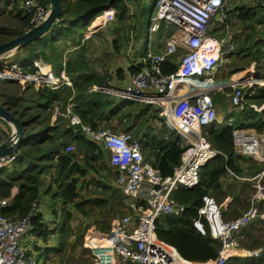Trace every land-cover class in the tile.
I'll use <instances>...</instances> for the list:
<instances>
[{
  "label": "built area",
  "instance_id": "1",
  "mask_svg": "<svg viewBox=\"0 0 264 264\" xmlns=\"http://www.w3.org/2000/svg\"><path fill=\"white\" fill-rule=\"evenodd\" d=\"M5 3H18L24 15L29 16L31 27L42 24L50 13V5L45 0H0V4ZM262 3L264 4V0ZM237 4L239 0H156L148 27L146 50L141 56L134 58V64L140 67L139 70L134 72L128 69V81L121 87L93 86L89 90L160 108V115L164 116L171 129L184 141H188V147L181 157L182 163L174 168L172 176L164 178L160 175L143 154L140 140L131 131L115 132L106 127L93 128L72 113V103L67 105L64 116L70 120V124L78 126L86 139L103 147L108 153V164L115 174L113 183L124 196L125 213L111 223L110 232H97L90 236L98 241H107L102 248L104 259L93 251L98 264H113L111 258H116L117 264H227L233 257L260 259L264 255V243L245 246L246 229L255 222L264 221V209L260 206L264 201V184L261 183L251 196L250 207L229 220L224 217L221 203L211 195L202 196L197 216L192 222L200 234L219 241L220 247L214 260L205 263L189 262L179 254L176 247L159 240L156 234L157 220L180 215L187 208L173 197L174 191L180 186L188 190L195 188L200 181L201 169L219 152L201 137L204 127L219 122L214 91L203 90L181 96L184 84L177 82L192 79L215 82L214 76L224 58H228L236 49L231 27L240 21L239 14L233 11V6ZM96 15L94 20L98 25H104L115 20L116 10L106 8ZM260 21L254 24L257 32L264 31V23ZM155 33L161 35L157 40L152 39ZM90 35L92 32L88 37ZM161 37H164L163 40ZM170 61L177 64V69L170 75L164 74L161 64ZM29 63L31 61L18 62L8 68H0V82H34L36 89L72 86L64 71L60 76L55 75L51 69L44 72L38 66V61L34 62L37 68L35 73L23 71L21 67ZM240 82H226L232 88V111L243 108L245 98L254 94L245 93L246 85H241ZM172 122L191 128L198 127L199 137L208 143V147L204 150L197 149ZM225 126L232 130L235 154L264 163V128L256 131L241 127L235 124L232 116L226 120ZM6 138L4 137V141ZM74 150L73 144L66 148L67 152ZM205 151H209L210 155L200 164L199 157ZM17 155L14 152L1 157L0 169L9 167ZM263 174L264 171L259 174L260 178ZM228 175L235 174L228 171ZM42 200L36 199L24 217L12 218L0 213V264H41L34 253H29L22 240L31 234L32 219ZM9 205L8 197H0V211ZM107 250L111 258L106 253Z\"/></svg>",
  "mask_w": 264,
  "mask_h": 264
},
{
  "label": "trees",
  "instance_id": "2",
  "mask_svg": "<svg viewBox=\"0 0 264 264\" xmlns=\"http://www.w3.org/2000/svg\"><path fill=\"white\" fill-rule=\"evenodd\" d=\"M45 3L49 4V0H45ZM8 5V3L0 4V15L10 16L14 25H0V44L31 29L29 16L24 15L19 4H12L9 10ZM60 7V21L53 26V29L29 45L21 47L19 50L23 52L17 56L23 61L34 62L41 59L46 64H50L53 73L58 76L64 70L71 79L73 87L63 85L58 89L48 87L36 89L31 84L23 88L17 81L0 82L2 85L0 103L21 120L24 136L23 142L16 151L18 154L16 160L9 167L0 169V197H10L11 190L14 187L18 188V193L11 199L10 205L2 209L0 213L12 218L24 217L36 199H43L46 196L52 201L61 203L63 207L59 214L63 218L62 236L59 237L58 245L49 247L48 252L60 251L72 236L79 237L82 244L86 231L77 236L78 232L73 229L72 223L75 221V213L83 217L90 214V210L85 208L86 204L92 202L98 207H108L109 210L116 208L119 215L124 214L125 207L124 196L110 183L97 181V185L102 184L103 188L98 185L102 191L98 194L92 192L90 195L94 197L90 199L83 197L81 182L88 173L97 171L98 161L106 160V151L103 147L86 139L79 127L71 125L68 118L58 114L56 120L52 122L57 104L61 107L60 111L64 112L71 101L74 104L73 114L79 116L84 124L91 125L93 128L99 127L101 121L117 113L125 118L131 117L134 120L133 125L127 127L126 131L132 128L137 130L136 135L142 144L143 154H146L145 157L164 178L172 176L174 168L182 163V154L188 147L183 144L182 137L178 136L175 130H172L171 135H167L164 129L154 132L155 127L149 122L158 118V110L153 108L152 104L145 103V106H137L138 103L134 101L116 99L104 92H90L93 85L109 88L110 85L105 82L107 76L98 77L94 74V71L85 64L82 53H72L65 60L66 46L58 43L63 42L69 33H77L76 28L81 26L80 20L83 16L88 17V23L85 26H89L94 21L97 10L114 8L118 23L126 25L135 18V14L129 9L130 3L126 0H61ZM254 9L242 8L239 14L240 19L245 22L261 20L264 23V13L257 14ZM143 13L144 8H140L141 19ZM72 44L81 50L80 40ZM244 45L238 48L239 54L249 56L250 62H264V31L250 37ZM23 66L31 72L36 70L32 63ZM47 67L43 68L44 72H47ZM139 68L138 65L133 64L126 69H119V78H126L127 69L136 72ZM161 69L164 74L170 75L176 71L177 64L171 61L165 62L161 64ZM244 76V73L236 74L233 81ZM245 78L250 84L264 83V80L258 78ZM200 84L205 83L200 81L189 83L190 86ZM246 99L248 107L243 110L238 109L240 111L233 114L236 116L235 121L241 127L261 131L264 128V109L256 111L252 105L259 107L263 104L264 86L258 93L247 96ZM254 117H258L255 122ZM138 122L140 124L137 126ZM144 125H149L147 130H143ZM218 125L220 123L214 122L202 129L204 139L219 152L201 169L199 184L190 190L180 186L173 193V197L187 207L186 210L180 215L166 216L156 221L158 239L176 247L179 254L189 262L205 263L214 260L220 247L218 240L203 236L193 227L192 220L197 216L202 196H214V193L220 192L221 178L225 177L228 171L250 177L258 176L264 171V163L235 154L232 130L225 125L219 128ZM72 143L78 145L77 150L67 152L66 148ZM260 206L263 208L262 205ZM93 225H96L97 229L103 233H109L111 229V223L106 221L93 223ZM56 231L57 229H50L48 223H44L40 213L37 212L33 217L32 232L34 234L47 238L50 234L55 235ZM94 231L95 228L91 227L87 231L86 238ZM239 259L241 258L233 257L228 261L238 262Z\"/></svg>",
  "mask_w": 264,
  "mask_h": 264
},
{
  "label": "rangeland",
  "instance_id": "3",
  "mask_svg": "<svg viewBox=\"0 0 264 264\" xmlns=\"http://www.w3.org/2000/svg\"><path fill=\"white\" fill-rule=\"evenodd\" d=\"M126 1L128 3H130L129 9L131 10V13L135 14V18L133 20H131L130 22H128L126 25L125 24H119L116 17H115L114 21L104 24L105 29H111V31H112L115 28H117V30H119V31L115 30L117 32L116 33L114 32L116 35L114 34L112 39H114V37H116V39L118 40V44H119L120 48L114 49V48H112L111 42L108 44L109 45L108 50H110L111 53H115V55H114L115 57L113 56L112 63H114V67L115 68L117 67V69H118V66H121V69L122 68L126 69V67H129V63H134L133 57H138L137 55L141 56L145 52L146 40L148 39V33H149L148 27H149L150 20L152 18V13L154 12L153 6L156 2V0H126ZM261 1L262 0H260V2ZM10 8H11V4L8 5L7 9L9 10ZM140 8L141 9L144 8V13H143L142 19L139 16ZM0 14H1V10H0ZM98 14H99L98 16H100V13H98ZM260 22H262V21H260ZM87 23H88V17L83 16V18L80 20L81 26H77V28H76L77 33L76 34L69 33L67 38L63 42L59 41L58 43H61L62 46H64V47L66 46L65 47L66 49L71 48L73 46L72 43L74 41L76 42L78 40H80V41L85 40V42L87 43V41L91 40L92 39L91 37L93 36V34H92V35H90V37H88L90 32L96 31L98 33L101 30V28H96L98 25L97 21L94 20L89 26H85ZM255 23H256V20H254V22H250V27H248L250 29L249 32H248L247 27L244 28L242 25L239 27L240 31L237 29L238 27H236V30L238 32H237V34H234L232 37L235 36V42L237 44V48L234 50V53L232 55H229L228 58H224V61L222 62V64L220 65L219 69L217 70V72L214 76L215 84H214V82L208 83L207 79H200V82L205 83V84H203V85L200 84L198 86L187 85L186 89L184 90V87H183L182 90L180 91V93H182L183 96L192 95V93L202 91L201 89H199L201 87L210 89V88H213L217 84L218 85L221 84V86H225V87H222V88L214 87L213 91L214 92L217 91L216 93L218 94V93H221L220 91L222 89V91L224 90L226 94H230L232 91V88H230V87L227 88L228 83H226V82H228V79L234 77V75H236V74L244 72L245 73L244 77H252L253 79L264 78V62H261V61H260V63L250 62L251 59L249 58V56H246V55L244 56V55L239 54V49H238L240 47H244L245 42H247L250 37H254L255 34L258 33V32L256 33L255 28L253 29V27H251V26H254ZM0 25L11 26V25H14V21L7 14H5L3 16L0 15ZM119 26H121V27H119ZM165 35H167V34H165ZM160 36L161 35L159 33H155L152 36V39L157 40ZM87 37L89 40H87ZM163 38L164 37H161V40H163ZM87 50L85 51L87 53V57L90 60H92L93 63H95L96 60L99 61V67H96L95 69H93L94 74L105 75L107 73L106 69H107V65H109L108 64L109 59L106 58L104 51L102 50L101 54H97L95 48L92 46H89L87 48ZM91 50H95V53H92V52L89 53V51H91ZM73 51H74L73 53L77 54V53H79L80 50L78 49V50H73ZM22 52H23V50H21V52H20L19 49H14V50H11L10 52L4 54L3 57H0V68H8L12 64L18 63V62H23V63L28 62V61H23L20 57L17 56L19 53H22ZM90 54L91 55L94 54L95 57L92 58L91 56H89ZM84 55H85V53H84ZM5 57H7V58H5ZM40 61L42 63H40ZM38 62H39L38 66L44 71L43 68H45V66L47 67V64L44 63L41 59H39ZM25 65H31V64L29 63V64H25ZM21 68L25 72H31L30 69L26 68V66H22ZM117 69H116V71H117ZM36 70H37V68H36ZM36 70L33 73H35ZM47 70L49 71L48 67H47ZM116 71H115V74H116ZM245 79H247V78H245ZM240 81L241 80L236 81V82L238 83ZM234 82H235V80H234ZM206 83H208V84H206ZM224 83H226V84H224ZM18 84L21 85V87H23V88L25 86H27V84L34 85V87H35L34 82H28V83H19L18 82ZM239 84L246 85V87L244 88V91H245V93H248V94H250V92H253V93L257 92L258 93L260 88L264 86V83L263 84L262 83L245 84V83H243V80ZM1 87H2V85H0V88ZM214 96L217 97V95L215 93H214ZM250 96L251 95H249V97ZM136 103H138L137 106H145V103H140V102H136ZM153 108H157V107L155 105H153ZM60 109H61V107H59L57 104L54 110L62 112V111H60ZM157 110H158L157 111L158 112V118L154 119L152 122H149L150 125L156 126L155 129H157V130H159L158 126L159 127L162 126V129L167 131V135L168 134L171 135L173 129H171V126H169L166 123V120L164 118H162V116L160 115V111H161L160 108H158ZM220 110L222 112V115L225 117L227 114V109L225 108V105L221 106V104H217L218 113L220 112ZM235 112H237V111H235ZM232 118L234 119V121L236 120V116L233 115ZM257 118L258 117H254V122L257 121ZM132 121L134 122V120L131 119V117L125 118L124 116H121V119L119 122H115L112 125L109 124L108 126H105V127L111 128L115 132H118L116 130L123 131L124 129H126L130 125H133ZM140 123H141V121H140ZM140 123L138 122V124L136 123V125L138 126ZM171 124L177 126L179 129V124L176 125V123H173V122ZM235 124L239 125L237 121H235ZM9 125L10 124L5 122L4 120L0 121V135L2 133H3V135H6L7 132H9L10 127H12L11 125L9 127ZM114 127L117 129H115ZM144 127H145V129H143V130H147L149 125H146V126L144 125ZM185 127H187V125H185ZM218 127L219 128L223 127V124L220 123V125H218ZM2 128H3V130H2ZM180 129H181V127H180ZM130 131L133 134V136L135 138H137V135H136L137 130L134 128ZM181 131H182V129H181ZM182 132H183L182 134L184 136H186L190 139L191 143H194L197 146V149L200 150V149H202L201 145H203V144L205 145L206 142L204 140H202L203 136L201 135L202 139L199 137V130H193V132H190L189 130H184ZM174 135H176V134H174ZM187 143H188L187 140L186 141L183 140L184 145ZM74 146H75V150H77L78 145L74 144ZM145 156H146V154H145ZM253 161H255V160H253ZM247 165H248V163L246 164V166ZM96 169H97V171H95V172L91 171L90 173H88L87 176L81 182V184L83 186V194L85 196L90 195L92 192H95L96 194H98L102 191V189H100V187H102V184L101 185L98 184L100 186V187H98V185L96 183L97 181L102 182V183H109L110 180L115 179V174L112 171V169L109 167V164H108V153L107 152H106V160L105 161H102V160L98 161V163L96 164ZM260 183L264 184V178H262V180H261V178H258V179H253L251 181L237 180V182H234V181L231 182L228 191L233 192V193H237V191H239L242 195V198L245 196L246 200H248L247 202L245 200L242 202V200L240 198L241 201L239 203H237V208L239 206V208L242 210V213L250 207L249 206L250 198L253 194L256 193L257 187H258V185H260ZM211 196L215 200H217V197H214L213 195H211ZM93 197L94 196H92V198ZM217 201L219 202V200H217ZM98 209L99 210H96L93 213V216L94 215L96 216L98 214L100 217H104L106 219V221H110L114 217L123 216V214L119 215L116 212V208L114 210H109L108 207L107 208L106 207H99ZM124 213H125V211H124ZM237 213L238 212H232L231 217L236 216ZM231 217L225 218V219H227V220L233 219ZM51 224H52L53 229L54 228L57 229L56 234H58L59 237H61L62 236V234H61L62 224H59L57 227H54L55 223H51ZM72 227L75 231L77 229V232H78L77 236L79 234H81L82 231L83 232L86 231V233L84 234V237H83L82 244H81L79 237L75 238L74 236H72L68 240V242L64 245L63 249H61L60 251H57V252H51L50 253L49 257L45 261V264H96V263L98 264L99 262L97 261V257L94 255L93 251H95V253H97L100 257L103 258V251L101 250L102 247L104 246L103 243L97 241V239H95V237L91 238L90 236H88L86 238L87 231L90 229V227H93V223H72ZM98 232L103 233L99 229H98ZM246 237H247V243L245 244V246H248V247H251V244L260 245L261 243H263L262 241H264V233L259 231V230L256 233L251 232V230L248 231ZM48 243H49L48 245H50V246H52L54 244L58 245V240L50 239V242H48ZM53 247H56V246H53ZM47 249H49V248H47ZM100 250L102 251V253L100 252ZM106 253L111 258V254H109L108 250ZM41 256H43V255H41ZM111 259L113 261V264H117L116 258H111ZM227 264H264V255L260 259L241 258V259H239L238 262L228 261Z\"/></svg>",
  "mask_w": 264,
  "mask_h": 264
},
{
  "label": "crops",
  "instance_id": "4",
  "mask_svg": "<svg viewBox=\"0 0 264 264\" xmlns=\"http://www.w3.org/2000/svg\"><path fill=\"white\" fill-rule=\"evenodd\" d=\"M234 9V13H238L240 14L242 8L243 9H254L257 14H262L264 13V6L262 4V1L260 2V0H239V4H237V6H233ZM233 13V12H231ZM232 15L229 16V19H231ZM254 22V21H252ZM243 26L244 28L247 27L248 29V32L250 31V29L248 27H250V22L249 21H243L242 19H240V21L236 24H234L232 27H231V30H232V36L234 34H237V30H236V27H238L237 29L239 30L240 26ZM253 27L254 29V26H251ZM96 28H101V30L97 33L96 31L92 32L93 36L91 37L92 39L89 40L87 38V43L84 41H81V50L79 51V53H82L84 55V58H85V64L87 65V67L91 70L95 69L96 67H99V61L96 60L95 63H93L92 60H90L88 57H87V53L85 52L87 50V48L89 46H92L95 48L96 50V53L97 54H101V51L103 50L104 53H105V56L107 59H109V65H107V69H106V74L105 75H97L98 77H106L105 78V82L108 83V85H110V87H121L122 85L126 84L128 79H120L119 78V75H118V72H119V69H121V66H118V69L117 67L115 68L114 67V63H112V59H113V56L115 55V53H111L109 49V43L111 42L112 43V48L116 49V48H120L119 44H118V40L116 39V37L113 38V35L119 31L117 30V28H115L114 30L111 31V29H105L104 25L102 26V24H99L97 25ZM103 28V29H102ZM243 28V29H244ZM120 29V28H119ZM234 29V30H233ZM110 30V31H109ZM117 30V31H115ZM240 31V30H239ZM115 32V33H114ZM247 32V33H248ZM116 35V34H115ZM262 36V34H260ZM234 39H235V36H234ZM73 45V44H72ZM236 48H237V45H236ZM79 47H75V46H72L71 48H68L66 49L65 51V55H66V58L65 60L67 59V57H70V55L74 52L73 50H78ZM95 50H91L89 51L92 52V53H95ZM88 51V50H87ZM103 53V54H104ZM91 56L92 58L95 57L94 54L93 55H89ZM139 56V55H137ZM115 57V56H114ZM136 58V57H133V59ZM44 62V61H43ZM45 63V62H44ZM48 64V63H47ZM84 64V65H85ZM134 63H129V66L130 65H133ZM49 68L52 70V67L50 64H48ZM102 67V66H101ZM128 68V67H126ZM117 69V71H116ZM64 71V70H63ZM62 71V72H63ZM94 71V70H93ZM115 71H116V74H115ZM61 72V74H62ZM65 72V71H64ZM66 73V72H65ZM244 73V72H243ZM60 74V75H61ZM245 74V73H244ZM59 75V76H60ZM67 75V73H66ZM68 76V75H67ZM69 78V76H68ZM70 79V78H69ZM234 79V77L228 79V82L229 83H235L236 81H239V80H243V82H247V80L244 78H238V80H235L232 81ZM257 79V78H256ZM259 79V78H258ZM262 79V78H260ZM264 79V78H263ZM71 80V79H70ZM199 81V80H198ZM72 82V81H71ZM248 84L250 82H247ZM184 84V83H183ZM263 84V83H262ZM189 85V84H188ZM93 86H97V85H93ZM92 86V87H93ZM231 86V84H228L227 85V88H229ZM69 87H73V83H72V86H69ZM187 86L184 87V90L186 89ZM214 87L216 88H222V87H225V86H221V85H215ZM213 88H210V89H214ZM226 88V89H227ZM225 89V88H224ZM217 91H215L214 93L217 95V97H215L216 99V102L217 104H221V106H224L225 105V108L227 109V114L226 116L224 117L222 115V112L220 110V112L218 113L217 111V115H218V120H219V123H222L223 125H225V122L226 120L233 116V114L235 113V111H240V110H243L244 108L248 107V104H247V99L245 98L244 100V106L243 108H241L240 110H235V111H232V106H231V101H230V94H226L225 91L221 89V93H216ZM219 92V91H218ZM181 96L182 93H180ZM69 103H72L71 101H69ZM68 103V104H69ZM73 104V103H72ZM73 107H74V104H73ZM252 108H254L256 111H260L262 109H264V102L261 106L259 107H256L255 105H252ZM158 109V108H157ZM63 112V111H62ZM66 113V108H65V111L63 113H60L59 111H56L54 112V115L52 117V122L56 120V117L58 114H60L61 116L65 117L64 114ZM73 113V111H72ZM120 113L118 114H114V116L112 117H109L108 119L106 120H103L100 122L99 124V127L100 128H103L105 126H108L109 124H114L115 122H119L120 121ZM66 118V117H65ZM162 118H164V116H162ZM165 119V118H164ZM2 119L0 118V121ZM122 122V121H121ZM10 127V125H9ZM156 128V126H154ZM184 130H189L190 132H193V130H196L195 127L193 128H188V127H185V125H179V130L181 131ZM115 128V127H114ZM159 130L162 129V126L159 127ZM247 128V127H245ZM117 129V128H115ZM134 129V128H132ZM251 130H255L253 128H249ZM3 130V128H2ZM126 130V129H124ZM116 131H121V130H116ZM181 131V133H183ZM155 132H157V129H155ZM13 133V129L12 127H10V130L9 132H7L6 135H3V133L1 134V142L4 141V137H8L10 136L11 134ZM207 143V142H206ZM74 145V143H72ZM152 159V158H150ZM235 174V173H234ZM261 175L258 174V176H255V177H250L248 175H244V176H240V175H226L225 177L221 178V184H222V189L220 190V192H216L214 193V196L217 197V200H219V202L223 205V208H224V217L225 218H230L231 217V214L232 212H238L236 214V216H234L235 218L238 217L241 213H242V210L239 208H237V203H239L241 200L242 202L245 200L246 202L248 200H246L245 196L242 198V195L239 191H237V193H233V192H229V186L231 184V182H237V180H242V181H251L253 179H258L260 178ZM262 178H264V174L263 176L261 177V180ZM110 184H112L115 188H117L114 183H113V180H110L109 182ZM118 189V188H117ZM119 190V189H118ZM120 191V190H119ZM18 193V188L17 187H14L12 190H11V196L8 197L10 199V203L12 202L11 199ZM82 194H83V191H82ZM83 197L84 198H92V195H87L85 196L83 194ZM241 198V200H240ZM251 199V198H250ZM250 202L251 200L249 201V206H250ZM92 203V202H91ZM91 203H88L85 205V208L86 210H90V214L86 215V216H82L81 214L79 213H75L74 214V218H75V221L74 223H103L104 221H106V219L104 217H100L98 214L95 216H93V213L96 211V210H99L98 206L96 205H93ZM262 207L264 208V201L261 203ZM62 204L57 202V201H52L51 199H49V197H44L39 208H38V213H40L42 216H43V221L44 223H48L50 229H53L52 228V224L51 223H55L54 227H57L59 224H61L63 222V218H61V215L59 214L60 213V210L62 209ZM94 207V208H93ZM239 210V211H238ZM57 211V214H55V212ZM124 211H125V207H124ZM120 217V216H119ZM234 217H231V218H234ZM118 218V217H114L113 219H111L110 221H106V222H109V223H113V221ZM91 228V227H90ZM93 228H95V231L93 232L92 235H94L95 233L98 232V229H97V226L93 225ZM55 229V228H54ZM77 230V229H76ZM253 232V233H256L258 230L263 232L264 233V221L262 222H255L253 223L252 225L249 226V228L246 229V234L248 231ZM83 232V231H82ZM50 239L54 240H59V235L58 234H50L47 238H43L41 236H38L36 234H34L33 232H31V234L25 236L22 240L23 242V245L27 248V250L29 251V253H34L37 258L41 261V264H45V261L46 259L49 257L51 251H47L49 247H53V246H57V245H48L50 242ZM247 242V241H246ZM264 243V241H262ZM262 244V243H261ZM49 246V247H48ZM252 246H259L257 244H251V247ZM43 255V256H41Z\"/></svg>",
  "mask_w": 264,
  "mask_h": 264
},
{
  "label": "water",
  "instance_id": "5",
  "mask_svg": "<svg viewBox=\"0 0 264 264\" xmlns=\"http://www.w3.org/2000/svg\"><path fill=\"white\" fill-rule=\"evenodd\" d=\"M50 13L47 19L40 25L32 27L25 33L0 44V56L14 49H20L34 42L36 39L49 33L53 26L60 21L61 0H49ZM100 10V9H99ZM97 12H99L97 10ZM0 118L10 124L13 129L12 135L8 136L0 144V158L9 156L17 151L18 147L24 140L23 125L21 120L15 117L3 104L0 103Z\"/></svg>",
  "mask_w": 264,
  "mask_h": 264
},
{
  "label": "bare ground",
  "instance_id": "6",
  "mask_svg": "<svg viewBox=\"0 0 264 264\" xmlns=\"http://www.w3.org/2000/svg\"><path fill=\"white\" fill-rule=\"evenodd\" d=\"M49 5H50V3H49ZM32 28V27H31ZM36 61H39V60H36ZM36 61H34V62H36ZM34 62H31V63H33L34 64ZM30 63V64H31ZM128 70V69H127ZM126 70V71H127ZM47 72H48V70H47ZM259 80H264L263 78L262 79H259ZM192 81H198V80H179L178 82H177V84L178 83H184V86L183 87H185V86H187L190 82H192ZM243 83H245V84H248L247 82H243ZM250 84V83H249ZM199 89H201L202 91L203 90H212V89H208V88H204V87H201V88H199ZM200 92V91H199ZM219 123V122H218ZM188 128H191V127H188ZM193 128V127H192ZM196 128V130H199L198 129V127H195ZM208 146H207V143H205V145L203 144V145H201V148L202 149H200V150H204L205 148H207ZM209 150V149H208ZM210 155V152L209 151H205V152H203L202 153V156L201 157H199L200 158V164H203L202 163V161L204 162L206 159H207V157ZM96 239V238H95ZM97 241H98V239H97ZM91 242V241H90ZM99 242H102L103 243V245L105 246L106 244H107V241L104 239V240H99ZM97 245V244H96ZM100 247V246H99ZM103 248V247H102ZM101 249V248H100ZM102 250V249H101ZM100 250V252L102 253V251ZM98 252V251H97ZM103 258H104V255H103Z\"/></svg>",
  "mask_w": 264,
  "mask_h": 264
}]
</instances>
